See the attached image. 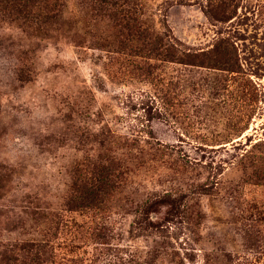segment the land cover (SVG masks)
<instances>
[{
    "label": "rangeland",
    "instance_id": "rangeland-1",
    "mask_svg": "<svg viewBox=\"0 0 264 264\" xmlns=\"http://www.w3.org/2000/svg\"><path fill=\"white\" fill-rule=\"evenodd\" d=\"M132 1L184 50L231 42L236 71L156 61L172 84L167 114L135 74L141 58L99 49L102 23L78 0H63L49 30L0 9V247L44 233L65 264H264V181L253 175L264 153L251 147L264 143V0H234L225 22L204 0ZM108 150L126 164L99 245L95 217L61 204L74 162ZM56 212L63 222L46 230Z\"/></svg>",
    "mask_w": 264,
    "mask_h": 264
},
{
    "label": "trees",
    "instance_id": "trees-1",
    "mask_svg": "<svg viewBox=\"0 0 264 264\" xmlns=\"http://www.w3.org/2000/svg\"><path fill=\"white\" fill-rule=\"evenodd\" d=\"M234 0H204V12L211 19L219 22L229 20L233 15ZM84 14L89 18H97L102 23V33L98 37V48L107 52L125 51L141 58L138 77L148 86L149 98H157L171 108L165 109L170 114L174 107L164 98L169 94L171 81L158 78L156 69L162 64L176 63L183 66L206 67L217 70L236 71L232 59L233 44L219 38L205 51L189 52L173 41L164 31L157 30L153 25L140 18L143 11H137V4L132 0H78ZM63 0H0L3 13L11 14L21 24L36 30L51 29L60 17ZM97 41V42H98ZM16 79L25 81L22 67L15 68ZM182 83L180 84V90ZM182 104V103H181ZM179 105V103H177ZM247 125L237 128L239 138ZM235 134V133H233ZM228 142V141H226ZM221 147V142L216 144ZM264 143L255 142L251 147L259 152ZM129 149V148H128ZM129 151L124 152L125 155ZM120 154V153H119ZM124 155V154H122ZM121 156V155H120ZM113 150L97 154L94 159L83 157L74 162L70 171V180L62 198L63 211H88L95 217L89 237L99 245L107 242V226L103 224L110 200L119 191V186L126 162ZM255 156V172L253 175L264 181V154ZM59 213H54L44 228H57L62 223ZM43 228V229H44ZM47 232V231H45ZM40 238L20 240L19 242L0 247V258H9L6 264H65L55 253V246L50 239L41 234ZM46 237V236H45ZM69 264H98L96 260L85 262L82 258H74ZM100 264V263H99Z\"/></svg>",
    "mask_w": 264,
    "mask_h": 264
}]
</instances>
